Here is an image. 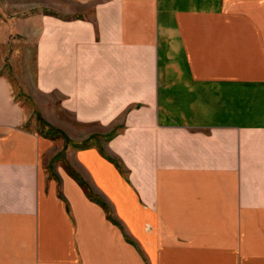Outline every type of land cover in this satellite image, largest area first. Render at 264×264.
<instances>
[{
  "label": "crops",
  "instance_id": "crops-1",
  "mask_svg": "<svg viewBox=\"0 0 264 264\" xmlns=\"http://www.w3.org/2000/svg\"><path fill=\"white\" fill-rule=\"evenodd\" d=\"M31 5L41 114L105 138L50 171L0 18V264H264V0Z\"/></svg>",
  "mask_w": 264,
  "mask_h": 264
},
{
  "label": "rangeland",
  "instance_id": "rangeland-1",
  "mask_svg": "<svg viewBox=\"0 0 264 264\" xmlns=\"http://www.w3.org/2000/svg\"><path fill=\"white\" fill-rule=\"evenodd\" d=\"M37 1L39 0H0V18L4 27L2 28L14 32L11 34L9 43L5 47L7 51L1 73L3 75L7 74L15 85L17 97L31 112L25 126L31 131L49 137L56 142V146L51 152L49 163V169L52 171L53 166L57 162L68 163L69 154L67 150L69 147H83L92 143L100 145L102 143L101 140L105 136L92 135L89 137V140L74 144L71 142L72 140L69 136L65 135L58 127L52 125L41 114L40 110L42 106L49 105V108H45L49 112L56 110L58 96L56 93L45 96L44 105L38 103L33 97L35 93L33 87L35 76L34 31L37 30V23H26V20L30 16H35V14L53 10V8H42L31 5V3ZM70 8L73 10L78 9V11L82 10L81 7L75 8L74 6H70ZM26 31L31 33L27 35Z\"/></svg>",
  "mask_w": 264,
  "mask_h": 264
}]
</instances>
